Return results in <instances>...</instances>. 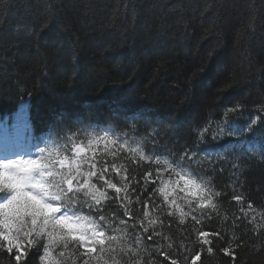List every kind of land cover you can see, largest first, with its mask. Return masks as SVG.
<instances>
[{"label": "trees", "instance_id": "1", "mask_svg": "<svg viewBox=\"0 0 264 264\" xmlns=\"http://www.w3.org/2000/svg\"><path fill=\"white\" fill-rule=\"evenodd\" d=\"M257 114L262 119L247 131ZM228 127L239 135L209 139ZM5 134L19 135L15 143H28L34 156L48 149L43 156L58 174L77 163L82 172L93 161L97 172L107 165L106 178L126 186L128 219L148 228L136 232L139 264H193L196 252L194 264H264V0H0V138ZM226 141L225 151L212 152ZM153 148L159 166L139 159ZM185 148L196 153L190 161L181 156ZM165 160L191 164L183 170L220 191L216 209L190 208L173 193L188 213L181 224L179 208L151 193V182H139L145 169L166 179V170L157 175ZM87 213L85 204V223L93 219ZM25 247L20 264L81 261L75 250L61 256L56 243L40 259L38 245ZM14 256L15 248H0V264H16Z\"/></svg>", "mask_w": 264, "mask_h": 264}, {"label": "snow or ice", "instance_id": "2", "mask_svg": "<svg viewBox=\"0 0 264 264\" xmlns=\"http://www.w3.org/2000/svg\"><path fill=\"white\" fill-rule=\"evenodd\" d=\"M261 119L262 117L257 114L249 121L246 130L252 131L251 124ZM203 131H207V128ZM237 135L239 132L228 127L227 130L214 131L209 139L216 142L221 136ZM156 136H159V132ZM19 138V135L13 137L5 134L0 138V149L11 150ZM230 144L231 141L217 144L212 152L225 151ZM47 151L49 150L43 149L38 155L28 158L0 160V201H3L0 203V241L3 242L0 243V248L6 247L8 253H12L15 248L16 264H20L22 256L27 257L28 249L25 247V242L28 245H38L37 259L46 258L49 254V246L56 243L62 246L61 256L65 255V251L75 250L71 254L81 257L80 264H119L115 259L117 255L124 258L126 264H139L141 240L136 232L139 230L148 233V228L137 225L135 220L128 219L133 213L124 203V196L121 195L126 186L118 187L117 183L106 178L108 166L103 162L100 164L99 172L94 170L96 162L93 161L86 172H82L80 164L77 163L74 169L70 166L67 172L58 174L51 166V161L43 156ZM76 151L80 150L76 149ZM195 154L194 150L185 148L181 156L190 161ZM139 159L155 161L158 166L161 163L156 148L151 149L148 154H142ZM164 164L166 169L158 168L157 175L159 171L166 170L168 173L166 179L158 180L151 170L145 169L142 181L139 182H151L153 185L151 193H158L162 202L170 207L179 208L172 197L173 193L178 192L183 194L181 199L190 208L195 204L200 209L206 207L216 209L217 205L213 203V198L219 197L221 192L214 191L201 181L197 174L186 173L183 170L190 168L191 164L178 167L175 160H165ZM93 178L96 183H92ZM97 183L101 188L112 189V195L107 191H100L96 187ZM97 192L99 195L96 194ZM151 193L146 195V200L150 199ZM232 199L239 202L243 197L233 195ZM85 204L88 208L87 216L93 217L87 220V223L84 222L86 217L79 215ZM113 205H116V208H113ZM246 207L251 208L252 205L248 204ZM109 209L112 211L109 212ZM179 211L180 223L183 224V217L188 213L183 208H179ZM117 213L120 214L119 217ZM193 219L196 217L193 216ZM254 219V217L250 218L249 222ZM154 223L155 221H149V224ZM129 224L134 226L131 234L125 231ZM119 225H123L124 228L118 227ZM153 232H156V229H153ZM208 236L209 233L206 231L201 233L204 245L210 244ZM151 237L152 233H149L146 239ZM45 238L47 242H44ZM208 251L211 253L212 249L209 247ZM224 251L228 254L227 249ZM165 256L168 258L166 253ZM199 259V252L194 253L193 264ZM171 264H176L175 259H172Z\"/></svg>", "mask_w": 264, "mask_h": 264}, {"label": "bare ground", "instance_id": "3", "mask_svg": "<svg viewBox=\"0 0 264 264\" xmlns=\"http://www.w3.org/2000/svg\"><path fill=\"white\" fill-rule=\"evenodd\" d=\"M241 123H243V121H240ZM200 134V139L202 138L201 136V132L199 133ZM198 158V156H196ZM201 166V160L198 158V161H197V167H200ZM234 173H236L237 176L239 177H242L243 174H240L239 171H234ZM233 175H231L230 177H232Z\"/></svg>", "mask_w": 264, "mask_h": 264}, {"label": "rangeland", "instance_id": "4", "mask_svg": "<svg viewBox=\"0 0 264 264\" xmlns=\"http://www.w3.org/2000/svg\"><path fill=\"white\" fill-rule=\"evenodd\" d=\"M23 152L25 153V150H23L22 153H23ZM0 157H2V156L0 155Z\"/></svg>", "mask_w": 264, "mask_h": 264}]
</instances>
